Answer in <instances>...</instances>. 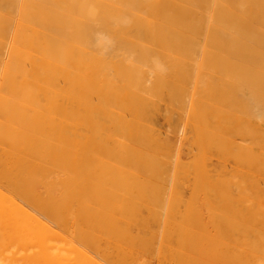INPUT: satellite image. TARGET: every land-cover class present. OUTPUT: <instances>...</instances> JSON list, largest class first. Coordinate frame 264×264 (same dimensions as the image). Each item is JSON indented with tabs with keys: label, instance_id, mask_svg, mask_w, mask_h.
Segmentation results:
<instances>
[{
	"label": "bare ground",
	"instance_id": "6f19581e",
	"mask_svg": "<svg viewBox=\"0 0 264 264\" xmlns=\"http://www.w3.org/2000/svg\"><path fill=\"white\" fill-rule=\"evenodd\" d=\"M215 3L0 0V264H264V17Z\"/></svg>",
	"mask_w": 264,
	"mask_h": 264
},
{
	"label": "rangeland",
	"instance_id": "374dc122",
	"mask_svg": "<svg viewBox=\"0 0 264 264\" xmlns=\"http://www.w3.org/2000/svg\"><path fill=\"white\" fill-rule=\"evenodd\" d=\"M130 1H132L135 4L138 3V4L148 5V7L150 6L151 10H154V8H152L151 6H153L154 3L156 2L161 5H169L171 7L173 6L172 8H170L169 11L177 10L179 7L178 2H181V1H190V3L194 5H197L199 2V0H130ZM215 1H216L215 4L217 5L213 8L211 7V8L205 9V8L193 7L191 6L192 4L189 5L188 7L189 8L192 7L189 10H193V11L225 12V13H231V14H236V15L237 14L238 15L253 14L255 17L253 15H251V17H254V18L264 17V0H215ZM258 28H260V26H258L256 30ZM168 114L169 116H172L173 118H178V115L176 113H168ZM158 125L168 137L172 138L174 136L167 128L168 121H164V122L160 121ZM184 149H185L184 147L181 148L182 150L181 157L183 160H186L187 156L185 155L186 152Z\"/></svg>",
	"mask_w": 264,
	"mask_h": 264
}]
</instances>
